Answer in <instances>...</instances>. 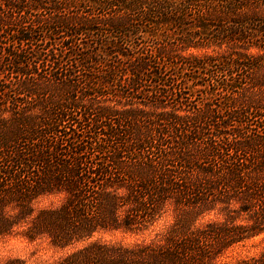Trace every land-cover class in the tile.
I'll use <instances>...</instances> for the list:
<instances>
[{
  "label": "trees",
  "instance_id": "obj_1",
  "mask_svg": "<svg viewBox=\"0 0 264 264\" xmlns=\"http://www.w3.org/2000/svg\"><path fill=\"white\" fill-rule=\"evenodd\" d=\"M262 233L264 0H0V242L220 264Z\"/></svg>",
  "mask_w": 264,
  "mask_h": 264
},
{
  "label": "rangeland",
  "instance_id": "obj_2",
  "mask_svg": "<svg viewBox=\"0 0 264 264\" xmlns=\"http://www.w3.org/2000/svg\"><path fill=\"white\" fill-rule=\"evenodd\" d=\"M190 52L200 54L203 51L191 50ZM59 199L57 196L41 197L34 203V211L41 208L54 207L59 203ZM170 222L171 215L170 213H166L148 230L142 233L111 231L102 233L99 237L103 241L124 245L147 242L157 234L164 232ZM71 250L72 248L64 250L56 249L50 246L46 239H37L29 242L18 235H13L4 238L0 242V264L12 258L20 259L23 261V264H58L60 259ZM262 250H264V233L229 249L221 258L220 264H234L239 259L256 256Z\"/></svg>",
  "mask_w": 264,
  "mask_h": 264
}]
</instances>
